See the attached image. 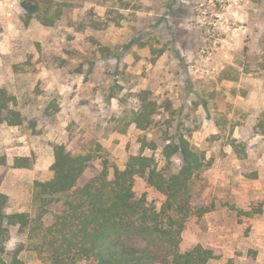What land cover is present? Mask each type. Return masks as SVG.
Masks as SVG:
<instances>
[{"label": "rangeland", "instance_id": "obj_1", "mask_svg": "<svg viewBox=\"0 0 264 264\" xmlns=\"http://www.w3.org/2000/svg\"><path fill=\"white\" fill-rule=\"evenodd\" d=\"M263 60L264 0H0V88L23 116L0 124L5 213L36 222L37 183L53 178L57 145L93 155L85 184L105 160L124 169L140 154L178 173L181 154L168 159L165 148L184 136L205 155L191 190L207 212L189 220L180 250L213 249L220 258L208 264H264ZM144 91L159 108L142 130L132 119ZM18 158L31 167L16 168ZM134 192L165 200L143 178ZM59 210L49 207L45 226ZM29 232L9 227L0 264H47Z\"/></svg>", "mask_w": 264, "mask_h": 264}, {"label": "trees", "instance_id": "obj_2", "mask_svg": "<svg viewBox=\"0 0 264 264\" xmlns=\"http://www.w3.org/2000/svg\"><path fill=\"white\" fill-rule=\"evenodd\" d=\"M44 23L53 26L56 20L46 19ZM139 98L140 109L132 120L137 128L145 130L152 125L159 106L147 91ZM15 106L16 98L0 88V124H23V116ZM260 126L264 134V121ZM176 154L183 159L178 173L166 175L153 157L140 154L131 156L124 169L111 167L105 160L103 169L82 184L93 155H74L65 145H57L53 178L37 183L40 214L34 224L26 213H5L9 198L2 192L0 181V251L9 239V227L20 226L30 228V245L47 264H208L219 259L218 252L202 245L180 250L189 220L207 212L191 190L206 161L184 136L165 148L166 158ZM14 166L30 168L31 162L29 158H18ZM137 178L145 179L165 200L157 205L138 198L134 192ZM52 205H59L60 210L53 224L45 226L43 217ZM130 240L141 241L144 246H133Z\"/></svg>", "mask_w": 264, "mask_h": 264}, {"label": "clouds", "instance_id": "obj_3", "mask_svg": "<svg viewBox=\"0 0 264 264\" xmlns=\"http://www.w3.org/2000/svg\"><path fill=\"white\" fill-rule=\"evenodd\" d=\"M15 243H16V239L15 238H13L12 240H10L9 242H8V247L9 248H11V247H13L14 245H15Z\"/></svg>", "mask_w": 264, "mask_h": 264}]
</instances>
